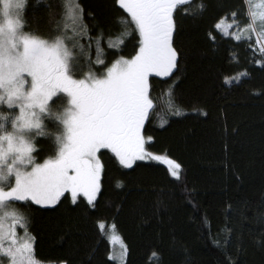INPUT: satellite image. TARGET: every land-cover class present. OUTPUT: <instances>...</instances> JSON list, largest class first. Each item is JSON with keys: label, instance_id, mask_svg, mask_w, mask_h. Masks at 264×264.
I'll use <instances>...</instances> for the list:
<instances>
[{"label": "trees", "instance_id": "trees-1", "mask_svg": "<svg viewBox=\"0 0 264 264\" xmlns=\"http://www.w3.org/2000/svg\"><path fill=\"white\" fill-rule=\"evenodd\" d=\"M253 1L185 0L173 11L178 63L168 75L149 78L153 107L142 135L152 137L146 152L181 165L179 182L159 161H135L126 168L104 149L98 152L104 167L92 204L82 195L73 203L65 193L67 199L52 207L30 201L5 207L24 217L16 232L29 237L37 263L264 264V56L246 28ZM76 3L80 28L65 22V0H25L22 31L65 41L71 39L69 28L78 31L76 42L84 49L76 57V77L89 71V60L99 75L119 56L135 54L139 34L122 36L121 18L130 17L119 5ZM218 21L228 25L227 32L214 27ZM100 33L97 52L94 39ZM50 105L59 110L64 102L56 97ZM4 109L8 106L0 103ZM43 115L32 142L36 163L55 155L61 132L53 113ZM4 123L12 131L11 121ZM109 226L124 247L119 262L110 258Z\"/></svg>", "mask_w": 264, "mask_h": 264}, {"label": "snow or ice", "instance_id": "snow-or-ice-1", "mask_svg": "<svg viewBox=\"0 0 264 264\" xmlns=\"http://www.w3.org/2000/svg\"><path fill=\"white\" fill-rule=\"evenodd\" d=\"M184 3L185 0H113L114 6L119 5L130 17L121 18L125 23L122 36L127 38L137 32L139 47L130 59L119 56L99 75L91 71L89 60V71L76 78V57L84 49L77 38L65 41L56 36L45 40L24 33L21 12L25 0H0V103L11 110H0V180H8L7 185H0V208L17 202H24L21 207L30 206L29 201L40 206L57 205L62 197L67 199L66 192L71 193L73 203L77 193H83L92 204L100 190L104 167L98 152L104 149L111 150L126 168L136 160H164L170 176L180 181L178 162L145 151L142 129L153 107L149 74L166 76L177 66L178 52L172 46L173 11ZM74 8L77 14L82 11L79 4ZM261 19L264 21V17ZM128 24L134 28H128ZM214 27L220 29L221 23L218 21ZM251 27V23L246 25ZM82 33L87 35L86 25H82ZM102 36L100 33L94 39L97 52L102 51ZM233 37L240 39L235 33ZM96 63L103 69L101 60ZM57 93L67 97L68 106L55 116L63 131L56 136L55 156L36 163L31 130L41 128L46 118L43 114L52 115L49 101ZM13 106L19 108V115ZM5 121H11L12 131L6 129ZM147 139L151 141L152 137ZM9 215L0 216V252L10 258L9 264H19L20 253L31 249V244L19 247L15 230L18 224L23 226L24 217L13 213L9 219ZM223 264L230 261L225 259Z\"/></svg>", "mask_w": 264, "mask_h": 264}, {"label": "rangeland", "instance_id": "rangeland-1", "mask_svg": "<svg viewBox=\"0 0 264 264\" xmlns=\"http://www.w3.org/2000/svg\"><path fill=\"white\" fill-rule=\"evenodd\" d=\"M65 3H66V13H65V17H64L65 22H69V24H73L75 27L80 28L81 27V25H80V12H79V14H77V12H76V10L74 8V5L77 4L76 0H65ZM253 4H254L253 7H248L247 6L248 24L251 23V25H252V27L250 29L252 31V35H253V39H254V47H255V49H257V51H259L264 56V53L261 52V49L264 48V35H262V33H264V21H262V19H261V17H264V0H254ZM0 7H2V5H0ZM2 21H3V16L0 15V22H2ZM67 28H69V27H67ZM69 29H70V32L72 34L70 36V38H72L73 36L78 35V31H73L71 28H69ZM221 29L223 31L227 32L228 25L227 24H224L223 26L221 25ZM105 72H106V70H105ZM82 77H83V74L77 76L76 78H82ZM60 96H62V94L61 93H57L56 96H54L52 99H54L56 97H60ZM52 99L49 101V110L56 116L59 113L63 112L65 107L68 106L67 97H66V95L62 96L61 101L64 102V106L61 109H59V110H55V109L51 110L50 102L52 101ZM1 104H3V103H1ZM4 105H6V104H4ZM13 107H15V106H13ZM15 108L18 109V115H19V108L18 107H15ZM37 130L38 129H32L31 130L32 142H33V139H34V137H35V135L37 133ZM62 131H63V128L61 126V132ZM146 141H147V139L145 138V142ZM148 160H151V159H148ZM136 161H141V160H136ZM159 162L163 163L168 169L169 166L164 160H161ZM10 179L14 180V177H11ZM7 183H8V180H0V185H7ZM66 193H69V195L71 196L70 192H66ZM80 195L83 196V193H77V197L80 196ZM38 206H40V205H38ZM52 206H54V205H52ZM52 206H40V207H52ZM5 213L10 214L9 212H7L5 210V208H0V216H4ZM10 215H9V219H10ZM7 227H8V223L6 221L5 229H7ZM107 229H108L107 236H108V239H109V242H110V246H111L110 258L119 262V261L122 260L123 255H124L123 244L120 241V239L117 237V235L114 234V232L111 229V226H109ZM16 239L18 241V245H19L20 248H23L24 244H27V243L31 244L30 239H29V237L26 234L18 236L17 232H16ZM3 243H4V247L6 249L7 248V243H8L7 237H5ZM2 258H4V261L2 260ZM9 259L10 258H8L7 256L3 255L2 252H0V264H9ZM19 264H39V263H37L33 259L31 249H29V250H25L22 253H20V262H19Z\"/></svg>", "mask_w": 264, "mask_h": 264}, {"label": "flooded vegetation", "instance_id": "flooded-vegetation-1", "mask_svg": "<svg viewBox=\"0 0 264 264\" xmlns=\"http://www.w3.org/2000/svg\"><path fill=\"white\" fill-rule=\"evenodd\" d=\"M152 75H156L155 73H150L149 74V78L152 76ZM110 151V150H109Z\"/></svg>", "mask_w": 264, "mask_h": 264}]
</instances>
